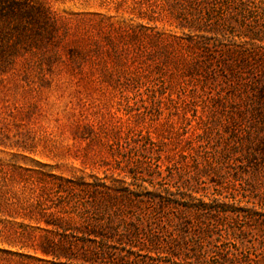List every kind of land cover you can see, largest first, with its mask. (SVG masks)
<instances>
[{"label": "rangeland", "instance_id": "obj_1", "mask_svg": "<svg viewBox=\"0 0 264 264\" xmlns=\"http://www.w3.org/2000/svg\"><path fill=\"white\" fill-rule=\"evenodd\" d=\"M13 1L0 20V264H46L50 175L130 183L133 170L144 194L168 186L227 205L175 220L168 251L184 260L197 244L213 262L264 264V151L246 175L234 138L259 121L264 13L222 14L216 0L210 12L188 0Z\"/></svg>", "mask_w": 264, "mask_h": 264}, {"label": "trees", "instance_id": "obj_2", "mask_svg": "<svg viewBox=\"0 0 264 264\" xmlns=\"http://www.w3.org/2000/svg\"><path fill=\"white\" fill-rule=\"evenodd\" d=\"M188 1L199 4L207 12L213 11L217 3V12L246 16L245 20L256 12L264 13L256 0ZM16 5L13 0H0V20L5 19L9 11L14 12ZM249 27L253 28L250 38L261 41L262 32ZM256 88L253 117L259 121L254 122L251 130L234 137L235 143L245 149L244 156L249 160L240 161L235 169L244 170L246 175L259 162L250 161L257 155L255 152L264 151V114L256 101L258 95L264 96V84ZM129 173L130 183L96 175H92L91 180L50 175L59 183L53 194L48 193L40 202L47 227L42 229L46 235L39 246L45 258L38 261L46 264H233L229 258L213 262L197 244L193 255L186 253L185 259H180L174 251L167 250L173 242L161 236L162 232L168 234L170 226L180 227L175 220L185 219L190 214L212 215L219 209L227 212L225 203L217 200V206L213 207L194 192L188 193L189 189L176 193L168 186L144 194L142 185L137 183L136 171ZM242 174H231L229 186L233 192L240 189L244 180ZM148 205H152L151 210ZM170 213H174V218L166 216Z\"/></svg>", "mask_w": 264, "mask_h": 264}]
</instances>
